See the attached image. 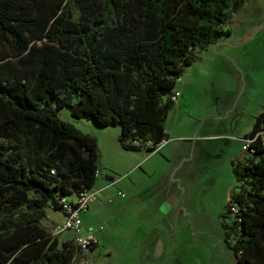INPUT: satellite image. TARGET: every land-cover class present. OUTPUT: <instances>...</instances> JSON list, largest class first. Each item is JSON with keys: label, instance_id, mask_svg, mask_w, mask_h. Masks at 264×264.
<instances>
[{"label": "trees", "instance_id": "16d2710c", "mask_svg": "<svg viewBox=\"0 0 264 264\" xmlns=\"http://www.w3.org/2000/svg\"><path fill=\"white\" fill-rule=\"evenodd\" d=\"M242 3L0 0V264H73L80 255L41 220L92 186L99 151L95 136L57 112L118 127L123 149H154L176 79L196 49L229 34V12ZM263 136L264 108L244 136L252 151L232 165L236 264H264Z\"/></svg>", "mask_w": 264, "mask_h": 264}, {"label": "rangeland", "instance_id": "374dc122", "mask_svg": "<svg viewBox=\"0 0 264 264\" xmlns=\"http://www.w3.org/2000/svg\"><path fill=\"white\" fill-rule=\"evenodd\" d=\"M226 27L229 34L205 49H196L192 63L181 73L214 76L212 82L218 86L214 95L209 93L208 99H204V92L207 93L212 82L206 84L205 78L197 76L196 85L191 87L194 94L189 98L194 103L193 109H209V115L193 112L196 116H190V120L194 129L202 121V130L198 134H211L212 140H194L195 147L183 162H177L164 177L156 171L148 181L174 187L177 209L174 207L169 215L158 221L148 219V224L138 225L139 230L147 233L145 243L160 241L164 248L148 252L140 246L134 248V244H140L137 235L132 233L138 232L133 229L137 223L129 225L126 219L120 225L114 222L123 217V211L109 221H87L86 216L91 213L90 202L79 218L83 226L90 225L100 234L96 250L83 253L87 258L91 253L96 254L92 264H236L231 245L236 243L239 231L234 213L228 211L226 196L236 184L230 161L240 164L246 152L241 150V140L232 141L228 137L238 130L248 129L264 105V0H243L236 11L229 12ZM219 74L227 75L221 77ZM178 81H175L174 90ZM57 116L85 134L107 135L106 131L100 133L105 127L90 119L72 118L67 109L59 110ZM168 123H172V113L166 128ZM262 138L264 141V136ZM102 156L107 158L104 152ZM154 159L157 157L151 159L156 163ZM155 206L156 202H153L146 208L154 209ZM45 214L41 223L49 230L63 219L59 211L49 207L45 208ZM172 214L177 218L170 220L168 217ZM180 233L183 235L179 238ZM73 235L72 230L65 229L57 233V238L63 241L72 239ZM94 235L98 238L97 233ZM176 242L184 246L188 255L182 261L179 254L176 256L179 252L175 248ZM83 254L73 264H79Z\"/></svg>", "mask_w": 264, "mask_h": 264}, {"label": "crops", "instance_id": "0c3cea01", "mask_svg": "<svg viewBox=\"0 0 264 264\" xmlns=\"http://www.w3.org/2000/svg\"><path fill=\"white\" fill-rule=\"evenodd\" d=\"M209 75L210 74H181L177 78L179 81L176 84L175 90L173 88L172 91H177L178 95L174 99L173 105L164 122V141L154 149L147 150L144 147L146 144H143L144 146H140L135 150L123 149L118 139L119 129L116 126H105L104 130H101L100 133L102 135L106 131L107 135L103 137L95 136L99 151V168L96 171V178L90 187V189L94 191V196L91 206L88 207L91 208V213L86 216L87 221H109L113 219L116 213L123 211V217L118 220L116 219L114 222L120 225L121 221L126 219L129 225L137 223L133 229L138 230V232L134 233L135 231H133L132 233L137 235L140 244H134V248L140 246V248H144L147 252L150 249L161 251L164 248L163 243L160 241L145 243L144 241L147 238V233L139 230L138 225L148 224V219H155L158 221L162 217L169 215L171 209H174V207L177 209L178 206L174 199V187L169 185L163 187L160 184H150L148 181L156 174V171L159 172V175H162L161 177H164L170 172L169 169L175 166L177 162H183L194 149V140L199 138L212 140L211 134H198L200 130H202V121L198 124L196 129H194L193 122L190 120V116H196L193 112L209 115L210 113H207L209 109H193L194 103L192 100H189L190 96L194 94L191 87L196 85L195 80L197 76H201L203 79L205 78L207 84V82H212L214 79V76L210 77ZM219 75L223 77L227 74ZM216 88H218V86L212 82L207 93L204 92V95H206L204 99H208L207 95L209 93L214 95L217 91ZM263 108L264 105L261 106V109H259L257 113ZM170 113H172V123H168V127L166 128V121ZM219 114H221V112ZM212 118L215 117L213 116ZM249 129L250 127L248 129L238 130L234 134L229 135L230 137L228 138L232 141H239L247 134ZM191 137H193V140ZM114 145H117L118 148ZM103 152L107 155V158L103 159ZM153 157H157V159H154L156 163L152 162L151 159ZM229 157L232 158V154H230ZM246 157L247 155L243 156L241 163H244ZM163 165H166V167L161 168ZM232 165L233 160L230 161L231 171ZM124 192H126V194H124ZM72 196L73 195L67 196V198L70 199ZM228 198L229 194L226 196L227 201ZM153 202H156L157 206H155L154 209H150V207L147 209L146 207L150 204L152 205ZM108 206L112 207V209H108ZM168 218L174 220V218L177 217L172 214ZM82 227L85 228L88 226L82 225ZM100 228L101 225L98 226V229ZM96 233L98 235V240L100 238L99 231ZM182 235L183 233H180L178 237L180 238ZM97 245L98 241L90 251L94 252ZM175 248L179 251L176 253V256L179 254L180 261L188 257L184 252V246L180 242L175 243ZM90 255L88 261L89 264H92L96 254L91 253Z\"/></svg>", "mask_w": 264, "mask_h": 264}, {"label": "built area", "instance_id": "2783aa9c", "mask_svg": "<svg viewBox=\"0 0 264 264\" xmlns=\"http://www.w3.org/2000/svg\"><path fill=\"white\" fill-rule=\"evenodd\" d=\"M178 92L172 91L170 98L174 101L177 97ZM253 138L243 137L241 138L242 145L241 150L242 152H251L252 149L249 147L250 142ZM164 138L161 139L155 147L163 143ZM131 144L137 145L138 142L135 140L131 141ZM149 145V143H144ZM94 196V191L90 188L84 189L79 192L77 195H74L72 198L63 197L60 199L61 202V214H62V221L60 223L54 224L51 228L52 234H57L65 229H70L73 231V242L75 246L80 251V254L86 253L90 250L92 246L97 243V238L95 237V229L88 226L83 228L81 225V221L79 218V214L85 211L88 207V204L92 202ZM229 210L231 212H235L236 208L234 205H230ZM88 258L86 255L83 254V258H81L79 264H88Z\"/></svg>", "mask_w": 264, "mask_h": 264}]
</instances>
